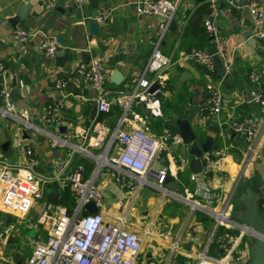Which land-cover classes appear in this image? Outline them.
I'll list each match as a JSON object with an SVG mask.
<instances>
[{"label": "crops", "instance_id": "crops-1", "mask_svg": "<svg viewBox=\"0 0 264 264\" xmlns=\"http://www.w3.org/2000/svg\"><path fill=\"white\" fill-rule=\"evenodd\" d=\"M25 1L30 5L26 17L20 18L14 8ZM177 1L172 18L175 26L172 30L167 26L163 31L161 17L136 12L137 0H99L95 8L88 7L86 0L80 7V15H77L78 6L70 0H53L51 6H44L38 0H0V60L9 68L6 82L11 96L18 110L24 113L25 120L30 123L25 126L22 121L0 116V158L12 163L22 162L23 156L17 151V145L22 142L32 148L35 155L34 168L40 173L52 174L58 162H65L67 170L81 163L84 176L93 174L94 181L101 189L105 219L116 221L118 214L125 213L126 227L134 231L148 228L134 264H194L199 252L217 254L220 246L211 238L212 218L196 206L202 202L203 193L195 188L196 183L189 177V156L184 153L182 145L177 144L172 151V142H169L166 148L159 151L152 167L169 168L171 163L176 165L182 160L181 168L173 177L177 183L175 188L163 182L155 183V179L148 177V174L142 178L138 176L140 181L133 177L131 187L121 188L110 177V168H95L94 155L100 154L107 146L110 132L122 110L120 106L112 104L109 110L95 111L93 117L90 115L96 93L84 79L74 73L78 61L98 57L105 68L102 88L106 93L109 95L117 90L127 91L140 76L149 77V73L143 71L145 62L153 42L160 36L161 51L176 60L166 70L165 88L160 95L162 98L159 97V117L164 125L159 132H167L166 127L172 126L170 113L174 112L177 117L188 120L200 139L205 135L211 136V145L217 144L211 149L219 148L224 143L225 149L219 165L214 167L206 179L217 194V207H223L228 200L227 207L234 211L230 201L237 194L241 179H246L247 185L258 190V209L264 196V105H257L250 100L252 84L247 78L249 71H255L264 88V38L253 36V22L247 10L248 4L264 7V0H215L213 13L202 15V18L208 16L213 21L216 32L224 40L223 51L220 53L225 65L223 70L213 60L212 67H207L193 57H180L184 51L179 42L189 18L207 1ZM102 9H108V16L103 22L96 21L97 29L92 34L84 18ZM10 17L16 19L13 25L9 22ZM13 29L28 31L27 40L18 42L13 39ZM59 33L63 35L60 54H68L62 64L56 63L54 58L44 57L37 48L43 36H56ZM211 44L210 39L208 49ZM113 69L121 74L119 83L110 79ZM182 70L185 74L180 76ZM59 77L67 79L65 90L68 94L64 97L54 84ZM206 83L217 85L220 89L222 108L218 116L223 121L220 125L206 109ZM56 101H62L63 105L56 108L50 121H47L45 107ZM144 107L135 102L132 110L145 116ZM126 116L124 126L137 122L130 111L126 112ZM244 116L254 117L257 124L251 141H247L228 124ZM157 118L149 111L144 118L149 131L155 134L156 130L151 123L154 124ZM93 124L96 130L92 129ZM172 127L175 132L171 135L178 134L176 127ZM211 127H216V131H212ZM83 131H88L89 135L84 143L85 148L75 150L71 143L84 140ZM52 136L66 139L67 144L51 145ZM98 137L102 139L95 146L92 142ZM106 149L108 153L115 152L113 140ZM169 155H172L171 159ZM175 155L180 160L176 161ZM51 185L48 190H57L54 184ZM63 192L68 195L70 190L66 186L60 189L57 201L62 203L65 200L62 199ZM189 193L192 195L189 196ZM230 195L232 197L229 201ZM44 199L33 201L29 211L38 210ZM14 216L6 208L0 207L1 223L12 228ZM10 235L7 237L9 241L14 237L12 232ZM35 238L31 240L30 249ZM174 240L177 246L172 249L171 243ZM248 243L243 240L239 249L246 253ZM2 244L3 241L0 242ZM143 247L147 250L144 253ZM165 254V261H162ZM21 259L18 257L16 264ZM0 262L3 260L0 259Z\"/></svg>", "mask_w": 264, "mask_h": 264}, {"label": "built area", "instance_id": "built-area-1", "mask_svg": "<svg viewBox=\"0 0 264 264\" xmlns=\"http://www.w3.org/2000/svg\"><path fill=\"white\" fill-rule=\"evenodd\" d=\"M38 1L44 6H51L53 3V0ZM70 1L81 7L86 0ZM206 1L211 8L210 14H212L215 0ZM177 3V0H137L135 10L137 13L161 17L162 30L164 31L173 18ZM247 10L253 22V36L264 38V7L248 4ZM108 13V9H102L91 18L97 22H103ZM202 25L206 33L212 35L211 45L216 48L219 54L222 53L224 40L216 32L213 21L207 16L203 19ZM11 36L18 42H25L29 32L23 29H13ZM37 48L46 58H54L61 53L62 49L54 35L43 36L38 42ZM180 57H193L207 67L213 65L208 47L192 48L188 52L182 53ZM173 60V56L161 51L160 36H158L151 46L143 70L149 73V77L140 76L130 90H117L109 95L102 88L105 68L98 57L78 61L74 66V73L95 90L97 112L109 110L112 104L121 107L122 112L110 132L107 146L105 145L100 154L94 155L95 168H110V177L121 188L131 187L133 177L140 181V177L149 173L155 175L153 178L155 183L161 184L166 174L175 177L178 168L182 166V160H180L176 165L170 161V166L173 169L170 166L169 168L165 166L152 168L159 151L166 148L169 142L174 143L175 146L177 144L183 146L181 138L177 133L169 136L167 132L157 134L150 132L144 119L146 114L141 116L132 110L133 104L139 102L147 107L153 116L161 115L159 97L155 96V92L161 90L162 93L164 90L167 79L166 70ZM8 72L7 64L0 60V116H9L28 126L30 125L29 121L25 120L24 113L18 110L11 96L10 87L6 82ZM247 78L252 84L249 90L250 100L257 105H264V88L261 86L260 76L255 71H249ZM54 84L61 91L63 97L68 94L65 90L66 77L57 78ZM152 84H157V87L150 91L149 87ZM205 88L207 90L206 109L220 125L223 123L218 116L222 108L220 89L211 83H206ZM62 105V101L47 104L45 119L50 121L53 111ZM127 111H130L137 119L136 123H132L128 127L124 126V122L127 120ZM228 124L234 131L242 134L247 141H251L257 130L256 121L252 116L233 119ZM94 125H92V129L96 130ZM81 133H83L84 140L79 143H71L75 150H84V143L89 138L88 131ZM101 139L102 137H98L92 144L99 145ZM112 140L116 150L114 153H108L106 147ZM50 144L62 146L67 144V140L59 136H52ZM224 149L223 143L219 148L203 151L200 155V170L189 173V177L196 183L195 188L200 189L203 193L202 202L197 203L196 206L212 218L211 238H214L220 246L217 254L199 252L194 264H226L228 260L239 264L248 257L247 252L245 253L238 246L243 243V235L249 232L250 228L233 217V211L226 204L228 200L223 207H217V194L206 182L214 167L219 165ZM17 151L23 156L22 162L12 163L0 158V207L6 208L18 217L25 216L33 201L45 197L46 187L50 184H54L57 189L68 186L70 201H72L68 208V205L59 201L53 203L43 200L37 210L34 222V226H40L42 233L34 239L23 264H134L136 256L141 251L148 228L134 231L126 227L124 225L125 213L118 214L116 221L105 219L102 207L103 195L99 185L93 179V174L85 177L81 163H76L67 170L65 162L56 163L54 171L50 175L40 173L34 168L35 155L30 145L21 142L17 145ZM168 158L171 159L172 155H169ZM185 162L186 160L183 161V163ZM191 195L192 193H189V196ZM231 197L230 195L229 201ZM87 201H93L97 210L86 211L84 204ZM230 204L232 206L231 201ZM259 214L264 219V196L260 203ZM219 228L225 230L220 233ZM227 229H232V231ZM11 232L10 225L0 226V242L9 237ZM165 234L163 235L166 236ZM247 234L249 235V233ZM176 246V240L172 241L171 248ZM0 264L6 263L0 262Z\"/></svg>", "mask_w": 264, "mask_h": 264}, {"label": "water", "instance_id": "water-1", "mask_svg": "<svg viewBox=\"0 0 264 264\" xmlns=\"http://www.w3.org/2000/svg\"><path fill=\"white\" fill-rule=\"evenodd\" d=\"M99 0H87L88 7L95 8L98 5ZM30 3L25 1L14 8L15 14L20 18L26 17V11ZM79 12L77 15H80V7H78ZM84 17V16H83ZM84 19H87V28L90 33H95L97 29V22L89 16H85ZM15 17H10L9 22L13 25L15 23ZM175 26L173 19L170 20L168 28L172 30ZM56 40L60 45L63 44V35L61 33L55 36ZM208 38L211 39L212 35H208ZM208 53L211 55V59L216 66L225 69L224 61H222L221 55L216 51L215 47H209ZM68 57L67 53L59 54L54 57L55 62L62 64ZM185 71L180 72V76H183ZM121 74L117 69H113L110 73V79L114 83H119L121 79ZM157 87V84H152L149 87V90L152 91ZM161 90L155 92L156 97L161 96ZM96 111L95 103L90 107V115L93 117ZM148 112V108L144 107V114ZM171 120L170 124L175 126L178 134L181 138L183 144L184 153L189 156L188 165L192 172H198L200 170V155L203 151H207L211 148L217 146L216 143L211 145V136L205 135L202 139L197 137V134L192 130L188 120L183 117H177L174 112L170 113ZM221 118V117H220ZM212 131H216V127H211ZM175 144L172 143V151L174 150ZM148 177L154 178L153 173H149ZM163 183L170 188L177 187V183L169 174H166L163 179ZM239 189H237V194L232 198V205L234 206L233 217L240 223L248 226L249 235L251 241L247 245V254L248 257L243 263L239 264H264V219L259 214L258 209V200L260 195L258 190L250 185H247L246 179H241L239 182ZM60 192V189L55 191L48 190L45 195V200L50 202L57 201V195ZM199 194V193H198ZM240 205V207H236ZM84 208L88 212H93L97 210V207L94 205L93 201H87L84 204ZM251 233V234H250ZM238 264V263H232Z\"/></svg>", "mask_w": 264, "mask_h": 264}, {"label": "rangeland", "instance_id": "rangeland-1", "mask_svg": "<svg viewBox=\"0 0 264 264\" xmlns=\"http://www.w3.org/2000/svg\"><path fill=\"white\" fill-rule=\"evenodd\" d=\"M175 159L176 161L180 160L178 159L177 155H175ZM50 187H52V185L47 186L46 190L50 189ZM36 215L37 210L31 209L25 216L13 217L11 221L13 222L11 231L14 237L13 239L10 238L11 241H9L8 238L4 239L3 244L0 245V259L3 260V262H5L6 264H16L15 260H17L18 257H21L22 259L21 262L17 264H23L24 259L29 253L31 240L38 234L42 233V229L40 228V226H34ZM4 225L6 224L0 222V226ZM243 240H247L250 242L251 238L247 233H244ZM146 251V248L143 247L142 252L144 253ZM167 254H165V256L161 258L162 261H165ZM191 263L192 262H190V264ZM226 264H232V260H228Z\"/></svg>", "mask_w": 264, "mask_h": 264}, {"label": "trees", "instance_id": "trees-1", "mask_svg": "<svg viewBox=\"0 0 264 264\" xmlns=\"http://www.w3.org/2000/svg\"><path fill=\"white\" fill-rule=\"evenodd\" d=\"M210 11L211 8L209 4L204 1L201 6H199L197 11L189 18L186 29L184 30L179 42L180 48L184 52H188L192 48H200L202 46L207 47L210 44L208 34L206 33L202 25L204 19L202 18V15H208ZM188 27H191V29L188 30ZM162 108H164V102L162 103ZM151 125L154 126L156 133H160L159 131L164 127V125L162 124V118L159 116L156 119L155 123H151ZM166 128L168 129L167 133L169 134V136H171V134L175 132V128L172 126H167ZM66 188L68 189V186H66ZM66 192H63L62 199H65L63 203L68 205V208H70V204L72 201H68L71 200V196L70 194L67 195ZM83 212H85V210H83ZM224 230L225 229L223 228H219L220 233ZM227 230L232 231V229Z\"/></svg>", "mask_w": 264, "mask_h": 264}]
</instances>
